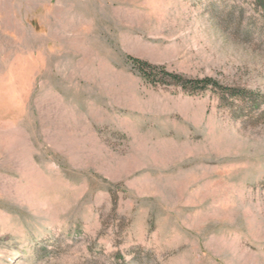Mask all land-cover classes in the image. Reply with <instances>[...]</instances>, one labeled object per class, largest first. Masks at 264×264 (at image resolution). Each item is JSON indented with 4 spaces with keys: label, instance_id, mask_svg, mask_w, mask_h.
<instances>
[{
    "label": "rangeland",
    "instance_id": "rangeland-1",
    "mask_svg": "<svg viewBox=\"0 0 264 264\" xmlns=\"http://www.w3.org/2000/svg\"><path fill=\"white\" fill-rule=\"evenodd\" d=\"M264 0H0V264H264Z\"/></svg>",
    "mask_w": 264,
    "mask_h": 264
},
{
    "label": "trees",
    "instance_id": "trees-1",
    "mask_svg": "<svg viewBox=\"0 0 264 264\" xmlns=\"http://www.w3.org/2000/svg\"><path fill=\"white\" fill-rule=\"evenodd\" d=\"M264 17V10H262ZM134 67L141 76L153 84L178 85L183 92L190 95L211 90L220 98L221 103L230 109L239 111H258L264 105V95L241 86H230L219 82L211 76L189 78L182 73L169 70L165 65H157L148 60L130 56Z\"/></svg>",
    "mask_w": 264,
    "mask_h": 264
}]
</instances>
